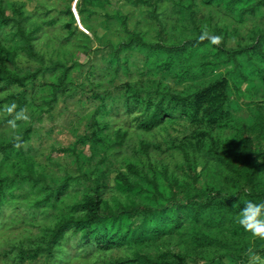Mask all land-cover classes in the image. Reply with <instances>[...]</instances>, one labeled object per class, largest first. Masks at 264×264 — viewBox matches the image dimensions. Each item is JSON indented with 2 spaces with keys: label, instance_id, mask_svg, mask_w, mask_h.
<instances>
[{
  "label": "rangeland",
  "instance_id": "1",
  "mask_svg": "<svg viewBox=\"0 0 264 264\" xmlns=\"http://www.w3.org/2000/svg\"><path fill=\"white\" fill-rule=\"evenodd\" d=\"M7 1L22 3L29 17V25L43 27L36 45L46 57L45 67L54 61L73 68L66 94L52 108L47 101L51 99L58 84L60 71L40 72L35 82L29 84V100L25 110L7 113L8 106L15 104L17 107L18 103L12 95L22 88L0 85V144L31 129V139L25 144V149L38 172L43 173L52 185L69 180L71 188L55 207L35 210L38 217L9 216L8 221L0 225V264H104L110 259L132 258L136 252L151 256L171 252L183 257L186 264H264V256L256 254L258 248L264 245L261 238L229 223H212L217 217V210L207 211L200 221H187L182 234H165L158 246L140 248L131 245L111 252H83L77 258L68 256L65 262L59 256L53 260L37 259L26 263L16 259L17 252H12L15 251L14 247L41 243L49 227L62 216L71 213L72 206L86 193L94 191L95 180L105 178V198L110 204L126 203L127 195L116 191L115 179L117 173L126 171L125 165L130 159L135 158L142 163L150 161L158 169L165 166L170 171H182L186 158L176 150L163 152L153 149L148 158L135 156L141 139L164 141L167 130L158 128L151 132L139 131L130 123L134 115H128L124 110L119 116L113 110L112 115L103 117L97 112L100 106L99 96L109 99V94L115 95L117 90L121 92L120 87L126 83L147 89H154L158 83H163L186 91L224 76L237 80L240 78L239 73L244 72L249 78L241 83L238 93L231 91L229 105L235 122L228 126V130L237 132L240 125L254 124L264 108V76L255 71L258 64L263 68L264 64L258 58L254 62L244 58L242 69L236 72L233 62L227 61L225 56H218L214 48L208 46L195 52L190 60L185 59L177 68L168 71L161 67V62H148L147 51L125 50L121 53V58L127 63L117 73L118 61L114 53L117 45L127 38L124 18H127V26L131 31L141 32L149 42L158 40L159 26L146 7L134 6L128 0H100L95 5L88 4L87 11L81 15L78 10L80 0ZM193 2L194 15L181 6H176L174 0H164L159 5L158 16L164 23L167 42L180 43L197 35L193 17L204 28L220 27L229 31V45L232 46L250 43L252 29L264 28V7L256 17H247L242 22L238 20L236 12H228L224 5L209 6L203 0ZM69 9L74 13V21L68 14ZM49 19H56L57 23L50 26L47 24ZM67 23H71L70 28L66 27ZM12 36L9 31L0 35V39L6 38L7 41L4 42L7 45H14L15 41H10ZM205 62L213 64L202 76H193L197 66ZM40 66L39 61L24 53L19 54L12 64L13 69L21 74L36 71ZM182 66L191 68L189 76H181L184 69ZM115 101L112 98L110 105ZM18 115L26 116L27 119H17ZM10 121H15V129ZM106 121H110L113 127L105 132V137L113 135L118 122L126 123L129 135L123 147L110 148L106 140L108 137L102 141L91 138L90 134L97 130V123ZM177 127L178 130L180 127ZM169 130L177 132L175 128L169 127ZM193 142L197 145L193 144L191 151L201 163L200 169L203 171L199 187L209 194H242L243 199L239 201L237 210L231 212L232 216L239 214L244 207L242 203L249 201L243 196L248 190L244 192L240 189L242 185L247 186V182L242 176L237 177L233 171L220 168V162L209 158L200 142L196 139ZM42 186L39 183L33 188L27 187L28 195L22 204L25 210H34L31 203L35 198L43 197ZM139 197L135 198L144 202Z\"/></svg>",
  "mask_w": 264,
  "mask_h": 264
},
{
  "label": "trees",
  "instance_id": "2",
  "mask_svg": "<svg viewBox=\"0 0 264 264\" xmlns=\"http://www.w3.org/2000/svg\"><path fill=\"white\" fill-rule=\"evenodd\" d=\"M100 0H80L78 10L81 15L87 11V5H95ZM134 6L146 7L159 26L158 40L149 42L139 31H131L127 26V18L123 26L127 34L115 48V58L118 61L116 72L126 61H122L121 53L125 50L147 51L148 62L160 63L168 71L174 70L185 59H191L195 52L203 47L214 48L218 56H225L227 61L235 64V71L243 66V59L254 62L256 58L264 64V28L252 29L251 42L229 45L230 32L224 28L207 29L193 17L197 35L180 43H169L164 35V23L159 19V5L164 0H128ZM206 5H224L228 12H236L239 21L247 17H256L264 7V0H203ZM176 6L188 10L194 15L193 0H174ZM68 14L74 21L71 9ZM23 4L17 1L0 0V35L12 32L14 45H7L0 39V85L5 87L19 86L20 92L13 98L18 105L15 111L25 110L28 106V86L35 82L40 72L56 73L57 86L47 104L52 108L68 89V79L71 65L51 61L45 67L46 57L37 49V41L41 36V25H29ZM56 19L47 20L53 26ZM67 28L71 23L66 24ZM7 36V35H6ZM201 37H204L201 39ZM219 37V43H213L212 38ZM39 61L40 68L21 74L13 69L12 64L19 54ZM164 56H167L165 58ZM160 57V59H158ZM165 60L163 62V60ZM213 63L205 62L197 66L193 76H202ZM182 77L189 76L190 67H181ZM264 76V68L259 64L255 69ZM235 74V73H234ZM239 79L220 77L180 91L158 83L154 89L142 86L124 84L115 95L109 94V99L99 96L98 113L103 117L115 114L119 116L124 110L128 115H134L130 123L133 128L143 132H151L158 128L167 130L164 141L152 142L141 139L135 156L149 157L153 149L163 152L176 150L186 158L182 171H170L165 166L158 169L150 161L142 163L138 159H130L126 171L119 172L115 179L116 191L127 195L126 203L110 204L105 198L107 188L105 178L95 180V189L86 193L71 208V213L62 216L44 235V240L33 246L14 247L16 259L21 263L37 259L53 260L58 256L62 261L77 258L94 251H115L131 245L137 247L158 246L165 234H182L187 221L197 222L209 210H217V217L212 223H229L243 229L238 223L239 214L236 211L242 194H215L199 187L203 173L201 163L194 157L191 146L196 139L205 148V154L220 162L219 167L236 173L247 182L241 186L244 199L254 203H264V108L254 124L240 125L241 128L228 130L235 120L230 110L231 91L239 92L241 83L248 80L247 73H239ZM116 100L110 105L111 99ZM238 120V119H236ZM239 121V120H238ZM238 123V122H236ZM190 124V125H189ZM124 121L118 122L113 135L107 138L105 132L112 130L110 121L98 122L97 130L90 135L95 141L107 138L110 148L123 147L129 135ZM177 126L176 133L169 130ZM233 127V126H232ZM104 136V137H103ZM31 139V129H26L20 136L9 142L0 144V225L8 221L9 216H37L36 211L55 207L69 192V180L59 185H52L47 177L38 172L33 160L27 155L25 144ZM83 140V139H82ZM81 140V141H82ZM197 145V144H194ZM66 150V149H64ZM43 184V197L35 198L31 203L34 210H25L23 201L28 192ZM219 193V192H218ZM140 196L139 201L135 197ZM244 204V202L242 203ZM36 210V211H35ZM264 243V239H261ZM10 252V251H7ZM90 254V253H89ZM256 254L264 256V245ZM186 264L183 257L171 252L156 256L136 252L132 258L110 259L104 264Z\"/></svg>",
  "mask_w": 264,
  "mask_h": 264
},
{
  "label": "clouds",
  "instance_id": "3",
  "mask_svg": "<svg viewBox=\"0 0 264 264\" xmlns=\"http://www.w3.org/2000/svg\"><path fill=\"white\" fill-rule=\"evenodd\" d=\"M204 37H201L203 39ZM219 37H213V43H219ZM16 108L13 104L6 108L7 113H12ZM27 119L26 116H17V119ZM13 129L16 128L15 121H10ZM237 223L246 231L251 232L252 235L264 239V203H254L252 201H245L243 209L239 212Z\"/></svg>",
  "mask_w": 264,
  "mask_h": 264
}]
</instances>
